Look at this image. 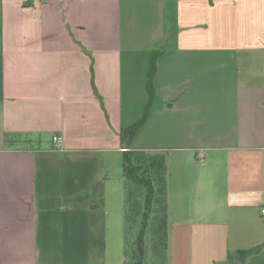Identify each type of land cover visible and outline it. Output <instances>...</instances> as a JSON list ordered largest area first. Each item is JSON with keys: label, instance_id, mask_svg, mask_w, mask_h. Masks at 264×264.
Returning <instances> with one entry per match:
<instances>
[{"label": "crops", "instance_id": "crops-1", "mask_svg": "<svg viewBox=\"0 0 264 264\" xmlns=\"http://www.w3.org/2000/svg\"><path fill=\"white\" fill-rule=\"evenodd\" d=\"M154 49L166 263L264 244V0H0V264H107Z\"/></svg>", "mask_w": 264, "mask_h": 264}, {"label": "trees", "instance_id": "trees-1", "mask_svg": "<svg viewBox=\"0 0 264 264\" xmlns=\"http://www.w3.org/2000/svg\"><path fill=\"white\" fill-rule=\"evenodd\" d=\"M163 52L159 49L151 51L146 78L148 101L138 120L121 128L119 138L122 151V172L125 180L124 217L134 212L141 216L139 237L136 239L129 264H144V235L151 225H157L161 230L160 239L167 242V166L166 158L161 153H149L144 150H133L130 145L141 127L146 123L155 95L154 75L158 57ZM143 194L141 195V193ZM142 196V200L138 197ZM128 212V214H127ZM226 264H264V244L250 248L237 249L228 252Z\"/></svg>", "mask_w": 264, "mask_h": 264}, {"label": "rangeland", "instance_id": "rangeland-1", "mask_svg": "<svg viewBox=\"0 0 264 264\" xmlns=\"http://www.w3.org/2000/svg\"><path fill=\"white\" fill-rule=\"evenodd\" d=\"M121 161H123V158ZM142 198V196L138 197L139 200H142ZM124 202L125 196L122 199V205L117 206L116 210V204L109 196L107 197L108 229L105 250L107 264H129L133 248H135L134 243L139 237L140 213L130 212L128 214L127 212L129 220L126 219L123 210ZM159 232L161 233V230H157V225H151V229L144 235V264H167L166 253Z\"/></svg>", "mask_w": 264, "mask_h": 264}, {"label": "built area", "instance_id": "built-area-1", "mask_svg": "<svg viewBox=\"0 0 264 264\" xmlns=\"http://www.w3.org/2000/svg\"><path fill=\"white\" fill-rule=\"evenodd\" d=\"M52 140H53V142H54L55 149L60 148V145H61V143H62V138H61L60 136H58V135H54V136L52 137ZM261 212L264 213V209H262Z\"/></svg>", "mask_w": 264, "mask_h": 264}]
</instances>
